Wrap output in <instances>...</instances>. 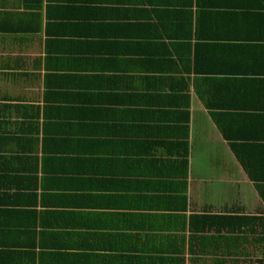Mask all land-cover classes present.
<instances>
[{
	"label": "crops",
	"instance_id": "crops-1",
	"mask_svg": "<svg viewBox=\"0 0 264 264\" xmlns=\"http://www.w3.org/2000/svg\"><path fill=\"white\" fill-rule=\"evenodd\" d=\"M0 264H264V0H0Z\"/></svg>",
	"mask_w": 264,
	"mask_h": 264
}]
</instances>
